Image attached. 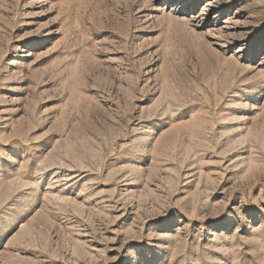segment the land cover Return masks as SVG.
Returning <instances> with one entry per match:
<instances>
[{"label":"rangeland","instance_id":"rangeland-1","mask_svg":"<svg viewBox=\"0 0 264 264\" xmlns=\"http://www.w3.org/2000/svg\"><path fill=\"white\" fill-rule=\"evenodd\" d=\"M0 264H264V0H0Z\"/></svg>","mask_w":264,"mask_h":264}]
</instances>
